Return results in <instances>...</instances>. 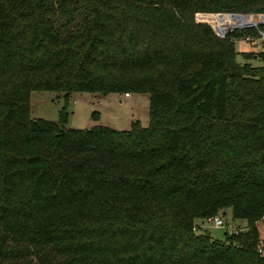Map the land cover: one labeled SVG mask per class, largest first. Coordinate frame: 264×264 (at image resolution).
<instances>
[{"label": "trees", "instance_id": "16d2710c", "mask_svg": "<svg viewBox=\"0 0 264 264\" xmlns=\"http://www.w3.org/2000/svg\"><path fill=\"white\" fill-rule=\"evenodd\" d=\"M198 12L264 0H0V264H264V64L234 48L264 22ZM32 90L147 92L148 124L31 118ZM225 207L246 230H196Z\"/></svg>", "mask_w": 264, "mask_h": 264}, {"label": "rangeland", "instance_id": "374dc122", "mask_svg": "<svg viewBox=\"0 0 264 264\" xmlns=\"http://www.w3.org/2000/svg\"><path fill=\"white\" fill-rule=\"evenodd\" d=\"M264 13H247L245 24L256 23L263 19ZM239 14H218V12H198L195 19L206 22L214 30L225 31L232 27L233 20ZM218 28V29H217ZM236 28V27H234ZM233 28V29H234ZM228 33V32H226ZM225 33V34H226ZM248 39L237 38L234 41L236 59L239 62L250 61L253 65L264 64L258 58H245L243 51H259L264 45V39L259 33L246 34ZM66 106L67 117L64 121L66 128H86L95 124L106 125L115 129H128L132 121H138L142 126H146L149 120V95L147 92H129L128 95L119 92H89L73 91L65 102L63 92L53 90H32L30 92V117L42 118L46 120H59L61 109ZM217 216L222 218L223 224L215 226L212 222L202 219L197 220L199 229L206 231L213 238L223 240L225 231L228 233L246 230V221L242 218H233L231 208L220 209ZM259 232L260 243L264 249V217L255 222Z\"/></svg>", "mask_w": 264, "mask_h": 264}, {"label": "built area", "instance_id": "2783aa9c", "mask_svg": "<svg viewBox=\"0 0 264 264\" xmlns=\"http://www.w3.org/2000/svg\"><path fill=\"white\" fill-rule=\"evenodd\" d=\"M236 13H238V12H236ZM222 14V13H221ZM232 14V13H231ZM247 14V13H246ZM239 15H242V14H239ZM245 15V14H244ZM262 17H263V19H262V21L264 22V14L262 15ZM261 21V20H260ZM260 21H258V22H256L257 24L258 23H261ZM247 26H255V27H257V25H250V24H244V25H232V27H228V29H226L225 31H221L220 29H218V30H214V32L218 35V36H220V37H222V36H224L225 35V33L226 32H230V31H232L233 30V28L234 27H236V28H245V27H247ZM229 28H231V30L229 31ZM258 33L261 35V37L264 39V33L262 32V31H258ZM245 37V39H248L249 38V36L248 35H244ZM239 38H243L242 36L241 37H239ZM262 49L264 50V45H263V47H262ZM129 93L128 92H125L124 93V95H128ZM204 220H207V221H209V222H212L213 223V225H215V226H218V225H222L223 224V221H222V218L221 217H219V216H217V215H212V216H208V217H206V218H203L202 219V221H204ZM198 224L199 223H197V225L195 226V228H197V227H199L198 226ZM260 251L261 252H264V249H260Z\"/></svg>", "mask_w": 264, "mask_h": 264}, {"label": "water", "instance_id": "95a60500", "mask_svg": "<svg viewBox=\"0 0 264 264\" xmlns=\"http://www.w3.org/2000/svg\"><path fill=\"white\" fill-rule=\"evenodd\" d=\"M222 12H218V14H221ZM232 14H242V15H244V14H246V13H236V12H234V13H232ZM260 22H263L262 20L260 21ZM250 25H257V23H252V24H250ZM231 30V28H229V31Z\"/></svg>", "mask_w": 264, "mask_h": 264}]
</instances>
